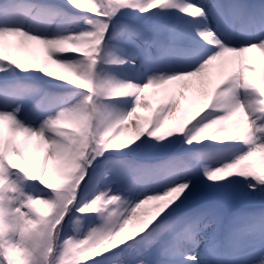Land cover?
Segmentation results:
<instances>
[{
  "label": "snow or ice",
  "instance_id": "6c2138e0",
  "mask_svg": "<svg viewBox=\"0 0 264 264\" xmlns=\"http://www.w3.org/2000/svg\"><path fill=\"white\" fill-rule=\"evenodd\" d=\"M33 42L70 75L21 56ZM253 50L260 0H0V264H264Z\"/></svg>",
  "mask_w": 264,
  "mask_h": 264
},
{
  "label": "rangeland",
  "instance_id": "374dc122",
  "mask_svg": "<svg viewBox=\"0 0 264 264\" xmlns=\"http://www.w3.org/2000/svg\"><path fill=\"white\" fill-rule=\"evenodd\" d=\"M260 2H264V0H260ZM40 27H42V25H39ZM9 42H11V38L9 39ZM15 54V53H14ZM21 56L27 55L29 57L30 60H34L36 62L37 66L43 65L44 63H48L49 64V70L53 72L54 75H60V74H64V75H70V73H68L65 69L60 68L57 65H53L51 64L48 59H47V55L45 52V48L43 45L38 44V43H31L28 46V51L26 53H21ZM250 59L252 60L253 63L256 64L258 69H264V54L260 53L258 50H253L251 53H248ZM230 67V64L225 63L223 66V69L220 67L219 63L215 64L214 66H212V68L209 69V73L211 75V77L213 78V80L218 79L219 73L224 70L226 71L228 68ZM21 78L28 80V81H35V80H40L43 82H46L48 84H52V85H56L58 87H61V83L59 81H54V80H49L48 77H42L41 78V74H24L21 73L20 74ZM40 85V84H38ZM41 87L47 89V87H45L44 85H40ZM175 85H166L164 86V88L161 89H149V93H150V98L153 100V103L155 104L156 101L160 98V96L163 94L164 89H172ZM62 89H64V91H56V90H50L52 92H57V93H66V92H71L73 91L70 87H61ZM156 92L157 95L156 96H152L151 94L153 92ZM189 96H194V92L193 91H189ZM146 115L147 113H141ZM229 125V132L231 133L232 130L237 126V117H233L232 120L226 122ZM215 131V129H210L209 130V134H211V132ZM18 139L20 141L23 142L26 151L31 153L35 158H41L43 155L42 150L41 151H37L34 148V141L35 138H25L22 135L18 137ZM175 147L179 148V149H183V148H187V145H180L179 142H177V144L175 145ZM161 153V149L158 150L155 153H152L150 156H159ZM132 155V154H131ZM139 156V155H137ZM253 161L255 162V165L257 167V169L261 168L262 166H264V160H261L260 158V154H257L256 157L252 158ZM16 163H19L18 159L15 160ZM154 203H150L149 205H147V209L150 211L153 206Z\"/></svg>",
  "mask_w": 264,
  "mask_h": 264
},
{
  "label": "trees",
  "instance_id": "16d2710c",
  "mask_svg": "<svg viewBox=\"0 0 264 264\" xmlns=\"http://www.w3.org/2000/svg\"><path fill=\"white\" fill-rule=\"evenodd\" d=\"M180 150L178 147L176 148L175 145L171 146L170 148H162L161 153L159 156H150V159L153 162H157L163 159H166L168 155H170L174 151ZM130 158H135V159H143V155L137 156L136 154H130Z\"/></svg>",
  "mask_w": 264,
  "mask_h": 264
}]
</instances>
